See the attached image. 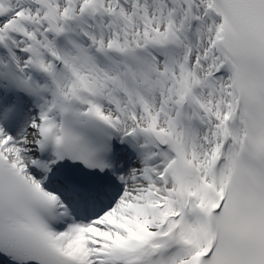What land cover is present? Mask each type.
<instances>
[{
    "label": "snow or ice",
    "instance_id": "obj_1",
    "mask_svg": "<svg viewBox=\"0 0 264 264\" xmlns=\"http://www.w3.org/2000/svg\"><path fill=\"white\" fill-rule=\"evenodd\" d=\"M0 264H264V0H0Z\"/></svg>",
    "mask_w": 264,
    "mask_h": 264
}]
</instances>
